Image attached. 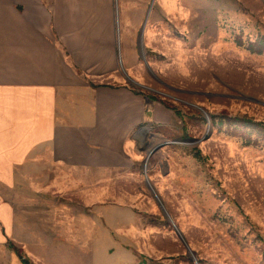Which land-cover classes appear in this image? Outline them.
<instances>
[{
	"label": "rangeland",
	"instance_id": "1",
	"mask_svg": "<svg viewBox=\"0 0 264 264\" xmlns=\"http://www.w3.org/2000/svg\"><path fill=\"white\" fill-rule=\"evenodd\" d=\"M114 4L122 78L172 122L118 166L25 175L0 264H264V0Z\"/></svg>",
	"mask_w": 264,
	"mask_h": 264
},
{
	"label": "crops",
	"instance_id": "2",
	"mask_svg": "<svg viewBox=\"0 0 264 264\" xmlns=\"http://www.w3.org/2000/svg\"><path fill=\"white\" fill-rule=\"evenodd\" d=\"M115 10L114 0H0V245L25 175L118 166L127 141L141 143L138 126L172 122L123 80L117 47L129 34L117 36Z\"/></svg>",
	"mask_w": 264,
	"mask_h": 264
},
{
	"label": "water",
	"instance_id": "3",
	"mask_svg": "<svg viewBox=\"0 0 264 264\" xmlns=\"http://www.w3.org/2000/svg\"><path fill=\"white\" fill-rule=\"evenodd\" d=\"M129 79H130V78H129ZM252 100H255V99H252ZM186 104L191 105V106H193V107H195V108H198L200 111H202V112L205 114L204 110H203L202 108L196 106L195 104H190V103H186ZM141 129L146 131V130H147V127H142ZM139 131H140V130H139ZM168 143H171V142L169 141V142H163V143L157 144V145L153 146V147L147 152V158H146L145 161H144V167H143V170H145V165H146L147 159H148V158H149V157H150V156H151L156 150L160 149L162 146H164L165 144H168ZM144 172H145V171H144ZM145 182H146V185L148 186V188H150V190L153 192V195H154V197L156 198V200H157V202H158V205H159V207L161 208V210H162L164 216H165L168 220H170V222H172V220H171L170 217H169V214L167 213L166 209H165L164 206H163L162 201L160 200L158 194L155 192L154 188H153L152 185L150 184V182H149V180H148V178H147L146 175H145ZM172 224H173V222H172ZM173 226L175 227L176 232L178 233V235L180 236V238H181L182 241L184 242V244H185V246H186V248H187V251H189V252L191 253L190 248H189L187 242L185 241V239L183 238V236H182L180 230H179L174 224H173Z\"/></svg>",
	"mask_w": 264,
	"mask_h": 264
},
{
	"label": "trees",
	"instance_id": "4",
	"mask_svg": "<svg viewBox=\"0 0 264 264\" xmlns=\"http://www.w3.org/2000/svg\"><path fill=\"white\" fill-rule=\"evenodd\" d=\"M12 248L14 249V251H15L17 254L20 253V252H19V249L15 248L14 246H12ZM19 256H21V254H19ZM20 258L22 259L23 264H30V262H29L27 259H25V258H23V257H20Z\"/></svg>",
	"mask_w": 264,
	"mask_h": 264
}]
</instances>
